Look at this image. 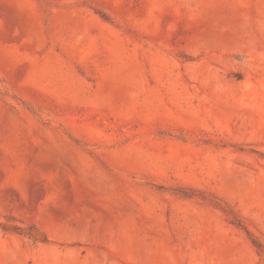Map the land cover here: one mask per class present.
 Segmentation results:
<instances>
[{"label":"rangeland","instance_id":"1","mask_svg":"<svg viewBox=\"0 0 264 264\" xmlns=\"http://www.w3.org/2000/svg\"><path fill=\"white\" fill-rule=\"evenodd\" d=\"M0 264H264V0H0Z\"/></svg>","mask_w":264,"mask_h":264},{"label":"trees","instance_id":"2","mask_svg":"<svg viewBox=\"0 0 264 264\" xmlns=\"http://www.w3.org/2000/svg\"><path fill=\"white\" fill-rule=\"evenodd\" d=\"M34 239H37V238H34ZM46 238L43 239V241H45Z\"/></svg>","mask_w":264,"mask_h":264}]
</instances>
